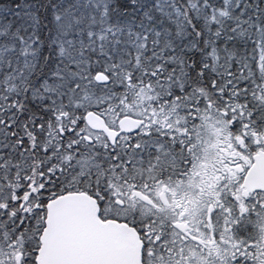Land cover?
I'll list each match as a JSON object with an SVG mask.
<instances>
[{
    "label": "snow or ice",
    "instance_id": "6c2138e0",
    "mask_svg": "<svg viewBox=\"0 0 264 264\" xmlns=\"http://www.w3.org/2000/svg\"><path fill=\"white\" fill-rule=\"evenodd\" d=\"M0 264H264V0H0Z\"/></svg>",
    "mask_w": 264,
    "mask_h": 264
}]
</instances>
